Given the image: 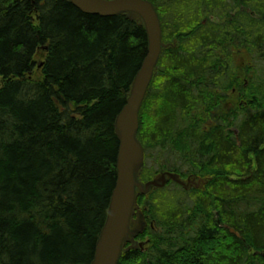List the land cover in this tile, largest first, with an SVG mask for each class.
Wrapping results in <instances>:
<instances>
[{"label": "trees", "instance_id": "1", "mask_svg": "<svg viewBox=\"0 0 264 264\" xmlns=\"http://www.w3.org/2000/svg\"><path fill=\"white\" fill-rule=\"evenodd\" d=\"M148 1L173 19L164 41L179 46L163 51L140 112V179L206 185H175L183 197L157 204L140 196L155 225L149 250L119 264H264V0ZM242 5L228 27L202 24ZM147 54L138 17L0 0V264L92 263L117 181L115 120Z\"/></svg>", "mask_w": 264, "mask_h": 264}, {"label": "water", "instance_id": "2", "mask_svg": "<svg viewBox=\"0 0 264 264\" xmlns=\"http://www.w3.org/2000/svg\"><path fill=\"white\" fill-rule=\"evenodd\" d=\"M68 1L88 15L112 17L127 14L131 19L139 17L144 23L148 37V54L133 80L125 107L115 120V132L119 141L117 181L91 263L119 264L125 245L133 235L131 222L139 195H147L154 189L165 187L169 179L184 188L189 187L172 173H165L160 179L157 177L147 183L140 179L145 164V150L139 139L140 112L166 48L163 42L162 23L154 4L148 0Z\"/></svg>", "mask_w": 264, "mask_h": 264}, {"label": "rangeland", "instance_id": "3", "mask_svg": "<svg viewBox=\"0 0 264 264\" xmlns=\"http://www.w3.org/2000/svg\"><path fill=\"white\" fill-rule=\"evenodd\" d=\"M164 9H165V5H163V7H162V10H164ZM165 15L166 16L161 18L163 29L170 28L171 26H169V24L173 23V19L170 20L169 15H167L166 13H165ZM230 17H231V15H230ZM201 20H202V24H203V22H205V21L207 22V20H209V16H208L207 20L206 19H201ZM226 20H228L227 17H226ZM208 23H210V22H208ZM210 25H212V24L210 23ZM204 26H208V25H204ZM171 30H173V28H171ZM164 34H165V30H164ZM167 34L169 37L171 36L168 32H167ZM165 46H166L165 51L178 47L179 41L177 40V37H175L172 42H165ZM219 53L220 52H214L213 53L214 57L218 56ZM46 57H47V53L43 49H40L36 55V58H35V60L38 62L37 68L39 70L42 68L41 66H43V62L45 61ZM252 61H255L254 58L252 59ZM236 62H240V64H241L240 70L242 72L246 73V68L248 66V63H250V60H248V55H246V56L243 55V57H241V58L238 56L236 58ZM256 63H258V61ZM38 73L39 72L37 71L35 73V76H38ZM259 79H260V76L258 77V81H259V84H262L263 82H261V80H259ZM244 81H245V75L242 77V79H240V82L237 86V90L235 93L233 90V96H236V98H237L236 100H232L231 95H230L231 93H229L228 106L230 107V110L232 109V111L233 110L237 111L236 110L237 106H240L241 102H240V100H238V98L243 99L245 96L244 95V89L248 88L249 83L246 82L244 85ZM239 88H244V89L240 90ZM238 90L243 92L242 97H239ZM242 105H243V103H242ZM161 177H162V175L158 179H160ZM178 177L184 183L188 184L189 187H197V188L202 189L206 185V183L202 180L185 178V177L182 178L180 176H178ZM167 184H168L167 189H165V190H162V189L157 190L156 189L157 192L154 189L152 192H150L147 195H139L138 199H140V196H142L143 201L146 200L147 202H149L151 199V196H153V200L157 204L162 200H164L165 202H168L167 201L168 199L178 200V199H181L180 198L181 196L183 197L182 191L175 186V184L173 183V180L169 179ZM145 207L146 206L138 204V201H137L135 213H134V216H133V219L131 222V231L133 232V235L130 237V241L126 243L125 248H124V252H126L128 250H132V249L141 250L140 247L135 248V246L140 244V243L145 244V246H144L145 250L142 251L143 253H146L149 250V245H148L149 231H148V228L150 226V223H149V220L146 216V212L148 211V210H146V208H148V207H146V208Z\"/></svg>", "mask_w": 264, "mask_h": 264}, {"label": "flooded vegetation", "instance_id": "4", "mask_svg": "<svg viewBox=\"0 0 264 264\" xmlns=\"http://www.w3.org/2000/svg\"><path fill=\"white\" fill-rule=\"evenodd\" d=\"M243 11H245V8L243 7V5L242 6H240V8L236 11V12H232L231 13V17H229V18H227L228 20H226V19H224V20H221L219 17H216V16H210L209 17V20L208 21H210L211 23H213V24H216V25H218V27H220V28H224V27H228V24L227 23H230V22H232V20L237 16V14L238 13H240V12H243ZM247 12H249V13H251V15L253 16V17H255V18H258V16L256 15V13H253L251 10H247ZM207 20V19H206ZM208 21L206 22H203V25H208ZM210 25V24H209ZM240 31V30H239ZM237 29H233V31H231L230 32V34H231V37H240L241 36V31L239 32ZM238 53H239V55L240 54H243V51H238ZM242 57H243V55H242ZM236 92V90H234V93ZM191 179H198V178H196V177H194V176H189ZM189 177H186V178H189ZM198 180H200V179H198ZM201 183V182H200ZM203 183V182H202ZM192 188H196V187H192ZM190 189V188H189ZM189 189H187V190H189ZM146 208V207H145ZM146 210H148L149 211V209L148 208H146ZM149 227H151V228H154L155 227V225H154V223H150V226ZM150 242H151V240H149L148 241V243L150 244Z\"/></svg>", "mask_w": 264, "mask_h": 264}, {"label": "bare ground", "instance_id": "5", "mask_svg": "<svg viewBox=\"0 0 264 264\" xmlns=\"http://www.w3.org/2000/svg\"><path fill=\"white\" fill-rule=\"evenodd\" d=\"M151 83H152V82H151ZM150 85H151V84H150ZM149 88H150V87H149ZM234 132H235L236 134L238 133V131H237V130H235ZM232 232L234 233V231H232Z\"/></svg>", "mask_w": 264, "mask_h": 264}]
</instances>
